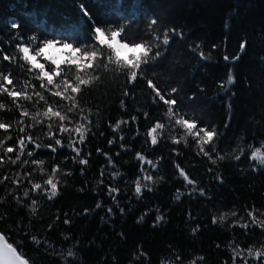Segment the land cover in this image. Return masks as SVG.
Wrapping results in <instances>:
<instances>
[{
    "label": "trees",
    "instance_id": "obj_1",
    "mask_svg": "<svg viewBox=\"0 0 264 264\" xmlns=\"http://www.w3.org/2000/svg\"><path fill=\"white\" fill-rule=\"evenodd\" d=\"M108 23L125 24L137 40L167 33L169 44L134 82L106 51L82 66L65 60L54 84L90 81L69 89L76 104L69 113L71 100L41 88L39 70L19 49L36 55L44 40L75 41L82 56L93 48L94 28ZM0 75L13 81L9 89L27 82L29 93L45 97L0 93V123L9 126L0 129V230L32 264H264L247 255L264 251V166L251 156L264 153V0H0ZM49 106L68 116L69 129L85 126L83 142L60 132L57 119L52 132L63 147H35L55 146L53 121L22 112ZM181 118L195 119L193 132L216 130L203 152L200 137L176 123ZM50 176L59 193L52 198L33 187Z\"/></svg>",
    "mask_w": 264,
    "mask_h": 264
},
{
    "label": "snow or ice",
    "instance_id": "obj_2",
    "mask_svg": "<svg viewBox=\"0 0 264 264\" xmlns=\"http://www.w3.org/2000/svg\"><path fill=\"white\" fill-rule=\"evenodd\" d=\"M125 24H120L119 26L116 25H108V26H97L94 28V45L93 48H89L85 46L83 48V55H77L81 53L82 49L81 47H73L75 41L72 43L64 42V40H56V39H47L43 41V46L39 47L36 50V55L30 54V49L25 46H21L19 51L23 53V60L27 61L31 64L33 69H38V76L37 78L41 81V88H49V91H52V94L57 97H63L65 100H71L72 106L67 109L69 113L74 112L76 110V104L74 97H70L68 95L69 89L72 93H76L80 90L81 84L87 85L89 84V80L87 79H81L80 77H77L78 83L75 86L70 85L67 81H61L60 84H54V77L60 76V68L61 65L64 63V55L66 50H69L67 52V60L70 64L75 66H82L81 62L87 58L89 61V64H91L92 61L96 60L98 58V52H107V60L114 59L117 64L120 62H123L124 64L128 66H134L135 71L132 72L131 76L128 75L127 70L123 72L122 74L126 75L127 79L130 82H134L137 79L138 72L142 67H146L147 64L156 61L163 52L161 49L166 50V47L169 44V35L167 33L163 34L164 36H167V39H157L155 38V44L156 46L154 48H148L142 41H138L137 39L130 37L129 35L125 34ZM107 37V39H106ZM159 52L160 55L156 56L155 53ZM152 56L153 58L144 60V62H141L143 58ZM38 57H43L46 61H50L49 67L52 65H55V68L51 71L45 70V64L39 62ZM0 81H4L6 83H0V93H5L9 97L13 99V101L19 100H33L34 96L39 101H44L45 97L40 92H34L29 93L26 89L28 87L27 82H25V85L23 86L22 90H15L9 89L7 85H12L13 81L9 79L7 75H0ZM151 84V81H149ZM229 83H232L231 77L229 78ZM51 86V87H49ZM53 89H55L53 91ZM178 91L177 88L173 87L171 89L172 93H176ZM159 97V100L163 101L164 96L161 95L159 92L156 94ZM156 102L155 100L153 101ZM46 103V101H45ZM166 103L169 105L168 112L172 113V105L176 104L175 99L167 100ZM18 107L20 105H17ZM5 107L4 104L0 103V109H3ZM23 116H29L31 115L28 111L22 112ZM44 118H47L50 121H53V123L48 124V135L52 137V139L55 141V146L52 144L44 145V144H36L35 147L37 149L41 148H47L51 151H56V146L63 147L61 144V141L59 139H56L55 134L52 132L53 127L55 126L54 121L59 120V130L63 133H71L76 132L79 133V139L81 142L84 140V134L87 131L85 126L83 124L77 125L74 129H69L65 126V121L68 120V116L63 114L61 111L54 110L53 107L49 106L42 112H37V116L34 119L31 115V119L34 122H42ZM86 119V118H85ZM177 124L183 125L186 129L187 133L193 136L200 137V144H201V151L203 152V145L211 142L213 140V137L217 135L216 130L213 128L210 131H205V129L201 128L199 131L193 132V129L196 127V121L193 119L191 122L186 119H177ZM9 126L6 123H0V129H7ZM162 127V125H157V128ZM23 131V129H21ZM157 129L153 128L149 135H151V143L155 145L157 143V137L155 135ZM200 132H204L203 136H200ZM31 141V137L28 138V140L21 139L20 140V151H24V145L27 142ZM2 143V142H0ZM67 147L73 149L77 156L79 155L80 149L75 148L74 144H69ZM8 153H11L13 151V148L8 147L5 149ZM205 156H208L209 159H211V156L208 155L207 152L203 153ZM29 156L33 155V153L29 152ZM251 156L253 159L257 160L261 166H264V153L261 152L260 148H257L255 151L251 153ZM21 157L19 155L16 156V159L12 161V163H16V161H19ZM142 159V158H141ZM220 159H223V157H220ZM239 159V158H237ZM82 164H86L87 161H80ZM23 163L27 164L28 161H23ZM34 164H40L39 161H33ZM151 163V162H149ZM215 163V161H213ZM42 165V164H40ZM55 171V170H53ZM181 174H183V170H181ZM147 179H151V176L147 177ZM34 189L41 190L43 189L47 195L52 198L56 197L58 193V186L55 182L53 177H49L45 182L44 185L41 184H35ZM144 187H147V185H144ZM136 193L141 192V186L138 183L135 189ZM29 193L27 191L24 192V196H28ZM201 195H203V191H201ZM35 203V201H33ZM224 217L221 216L220 220H223ZM253 223H257L256 221H253ZM264 226V225H262ZM71 255V251L69 252ZM237 255H240L239 252L236 253ZM247 255L249 257H252V253L248 252ZM257 257H261L264 259V255H261L259 251L255 252V255ZM21 264H24V262H21Z\"/></svg>",
    "mask_w": 264,
    "mask_h": 264
},
{
    "label": "water",
    "instance_id": "obj_3",
    "mask_svg": "<svg viewBox=\"0 0 264 264\" xmlns=\"http://www.w3.org/2000/svg\"><path fill=\"white\" fill-rule=\"evenodd\" d=\"M244 52V44L241 45L237 55L230 61L235 62L239 56ZM32 264L27 258L23 257L17 248L11 244L5 234L0 230V264Z\"/></svg>",
    "mask_w": 264,
    "mask_h": 264
},
{
    "label": "clouds",
    "instance_id": "obj_4",
    "mask_svg": "<svg viewBox=\"0 0 264 264\" xmlns=\"http://www.w3.org/2000/svg\"><path fill=\"white\" fill-rule=\"evenodd\" d=\"M112 24L113 23H108L107 25H112ZM157 39H160V38L157 37ZM162 39H167V36L162 37ZM138 41H142L146 45V47H148L150 49L151 48H154L156 46L155 41L151 37L141 38ZM155 55L156 56H159L160 53L159 52H156ZM150 58H153V57L151 55L149 57H145V58L142 59L141 62H144V60H147V59H150ZM109 62L116 67V70L117 71L127 70L129 76H131L132 72L135 71V67L134 66H131L130 67V66L124 64L123 62H120L119 64H117L114 59H109ZM105 67L107 68L108 67V64H106ZM31 115L35 119L36 116H37V113H31ZM39 163L40 164H43V161H39ZM257 251H259L261 255H264V251H260V250H256V249H251V248L247 250V253L248 252H251L252 255L254 256L255 255V252H257Z\"/></svg>",
    "mask_w": 264,
    "mask_h": 264
},
{
    "label": "rangeland",
    "instance_id": "obj_5",
    "mask_svg": "<svg viewBox=\"0 0 264 264\" xmlns=\"http://www.w3.org/2000/svg\"><path fill=\"white\" fill-rule=\"evenodd\" d=\"M106 39H107V37H106ZM75 48V47H74ZM69 50H66V52H65V55H64V57H63V59H64V61L65 60H67V52H68Z\"/></svg>",
    "mask_w": 264,
    "mask_h": 264
}]
</instances>
